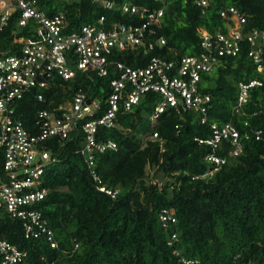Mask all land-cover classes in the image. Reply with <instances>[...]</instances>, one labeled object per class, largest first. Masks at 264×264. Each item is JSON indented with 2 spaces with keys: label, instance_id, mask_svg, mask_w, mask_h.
Instances as JSON below:
<instances>
[{
  "label": "trees",
  "instance_id": "obj_1",
  "mask_svg": "<svg viewBox=\"0 0 264 264\" xmlns=\"http://www.w3.org/2000/svg\"><path fill=\"white\" fill-rule=\"evenodd\" d=\"M113 1L116 6L128 2L163 9L156 31L166 44L145 53L141 47L116 51L113 57L127 65L145 66L151 56L176 60L199 54L204 51L201 30L214 35L233 24L230 13L220 14L229 6L245 18L244 35L258 31L256 45L264 57V0H212L206 7L196 0ZM38 4L49 16L62 11L70 33L100 15L108 22H142L138 14H122L92 0ZM17 18L14 13L0 30V53L13 51L15 34L28 35L22 28L13 33ZM248 44L243 42L238 54L222 56L202 74L198 90L209 95L205 122L201 112L183 107H167L154 117L160 98L148 92L128 110L120 107L114 126L98 127L96 141L116 144L94 152L93 170L100 183L79 152L80 125L64 142L51 139L57 159L45 167L42 186L47 193L39 207L57 247L51 248L44 237L25 239L21 222L7 213H0V237L24 249L27 264H264V73L248 55ZM252 79L261 84L250 86L238 105L239 84ZM78 87L102 101L110 91L108 78L84 80L79 72L68 81L55 77L41 90L43 101L27 96L17 114L30 127L39 110H51ZM215 123L237 130V154H232L231 135L215 144L206 142L214 136ZM2 159L0 150V177ZM98 185L117 193L112 197ZM164 208L172 211L173 220L161 218Z\"/></svg>",
  "mask_w": 264,
  "mask_h": 264
},
{
  "label": "built area",
  "instance_id": "obj_2",
  "mask_svg": "<svg viewBox=\"0 0 264 264\" xmlns=\"http://www.w3.org/2000/svg\"><path fill=\"white\" fill-rule=\"evenodd\" d=\"M211 1L196 0L202 7ZM92 2L110 10L118 8L122 14H138L142 22H108L100 15L95 23L83 24L77 32L70 33L62 11L49 16L40 8L38 0H0V30L17 13L13 33L22 28L28 34H15L10 43L13 51L0 53V150L3 153L0 213H7L21 222L25 239L44 237L51 248L57 247V242L39 207L47 193L42 186V175L45 167L57 159L51 139L64 142L80 125L83 140L79 152L91 169L93 179L100 183L93 170L94 152L115 148L116 144L109 139L98 142L95 134L100 126L115 125L120 107L128 110L142 95L153 92L160 98L154 106V117L167 107H183L201 112V121L205 122L209 95L198 90L202 74L210 72L222 56L238 54L245 41L249 43L248 55L257 63V70L264 73V57L256 45L258 31L244 35L241 25L245 18L233 6L220 12L224 17L230 13V19L234 21L227 23L226 32L217 29L213 35L201 30L204 51L199 54H185L176 60L151 56L145 66H130L115 59V52L141 47L145 53L166 44L165 38L156 31L163 9L148 10L128 2L116 6L113 0ZM78 72L84 80L108 78L110 91L107 98L104 101L98 97L90 98L78 87L69 99L51 110H39L32 126H25L17 114L23 99L31 95L43 101L41 90H46L52 79L59 77L68 81L76 78ZM260 84L257 79L240 83L238 105L245 101L250 86ZM102 108L104 112L94 118ZM212 129L214 136L206 140L207 143L215 144L222 137L231 135L235 144L232 154L241 150L239 134L231 124L219 128L215 123ZM209 159L218 162L217 158ZM98 189L112 197L117 193L103 185H98ZM171 212L162 209L161 218L173 220ZM0 264H27L26 251L0 237Z\"/></svg>",
  "mask_w": 264,
  "mask_h": 264
},
{
  "label": "rangeland",
  "instance_id": "obj_3",
  "mask_svg": "<svg viewBox=\"0 0 264 264\" xmlns=\"http://www.w3.org/2000/svg\"><path fill=\"white\" fill-rule=\"evenodd\" d=\"M4 50H6L7 48H6V46L3 48ZM2 49H0V51H1Z\"/></svg>",
  "mask_w": 264,
  "mask_h": 264
}]
</instances>
